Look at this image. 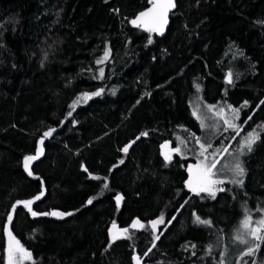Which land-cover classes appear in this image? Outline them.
Masks as SVG:
<instances>
[{
    "label": "trees",
    "instance_id": "trees-1",
    "mask_svg": "<svg viewBox=\"0 0 264 264\" xmlns=\"http://www.w3.org/2000/svg\"><path fill=\"white\" fill-rule=\"evenodd\" d=\"M146 7L0 0L3 258L10 224L27 264H264V239L255 238L264 226L253 235L264 220V0H176L163 37L132 27ZM196 98L238 110L231 150L258 133L241 180L223 183L215 198L187 190V166L200 159V144L218 156L237 131L204 137L190 110ZM40 137L44 157L29 175L23 159ZM165 142L185 156L166 160ZM40 194L31 207L38 216L15 206ZM51 212L66 217L42 215ZM114 223L128 236L113 240Z\"/></svg>",
    "mask_w": 264,
    "mask_h": 264
},
{
    "label": "snow or ice",
    "instance_id": "snow-or-ice-1",
    "mask_svg": "<svg viewBox=\"0 0 264 264\" xmlns=\"http://www.w3.org/2000/svg\"><path fill=\"white\" fill-rule=\"evenodd\" d=\"M175 7V0H154V7L151 11L149 12H145V13H141L140 18H139V22L142 23L147 30L149 31H156V32H162L164 24L166 23V16H167V12L171 9ZM134 24H137V26H140V24L134 20L133 21ZM101 61H98V63ZM100 76H103V70H101L100 72ZM228 82L231 83L232 82V77H231V73H229L228 75ZM102 89L100 91L97 92H93V93H83L80 97L77 98L76 101H74L72 107L75 108V106L81 102H86L87 100L91 99L93 96H99L102 93ZM115 91V90H113ZM238 111V110H233ZM225 124H229V122L227 120L224 121ZM229 126H232L229 124ZM55 129H51L47 132L44 133V136H50L52 134V132H54ZM141 135H148L147 132L142 133ZM257 139V137L255 136L254 133H249L245 143L243 145V148H247L248 151H251L252 149V145L255 143V140ZM40 144H43V140L40 141ZM128 147L126 146L122 149L123 152L127 153L128 151ZM165 148H168V145H164ZM207 147H210V145H208ZM200 148L203 149L204 151L207 150L206 145L205 144H200ZM42 152V149L40 150ZM171 151H174L176 153L180 152V148H175L172 149ZM204 151H202L200 153L201 156H204ZM242 151V149H241ZM39 153L37 155H32V156H26L24 158V167L26 170H29V163L31 161H34L36 159H38ZM165 159L168 160L169 159V155L166 153L165 154ZM205 159H207V157H205ZM123 161H121L122 163ZM216 164L217 161L215 159L212 160V162L210 163V165L208 166H204L203 165V161L201 162L200 165L196 166L195 172L193 174V179L190 180L189 186L191 188L192 191L196 192L197 194L201 193V192H205L208 193L210 196H212L213 198H215L216 196V192L218 191H224L223 188H219L217 189L215 186L219 185V184H223L224 180L222 179H213L214 173L212 171V169L216 168ZM234 174L236 176H243L244 175V168L242 167L241 163L237 162L235 164L234 167ZM29 175H31V171L29 170ZM242 182V181H241ZM104 187H107V184L104 185ZM35 199H40V196H37ZM122 199V197H117V202L119 203V201ZM19 203H23V206L26 208H29V211H31L30 205L33 203V201L29 200V201H24V202H18ZM89 204L92 203V200L88 201ZM12 211L14 212L15 209H12ZM34 216L38 215V213L33 212L32 213ZM42 215H53V216H58V217H63L65 215V213L62 212H51V213H43ZM67 215H71V213H67ZM163 216L160 217L159 220H154L152 221V227L155 229L156 225L163 222ZM174 219V217H173ZM196 222L199 223H210L207 220H203L201 219L199 216H196ZM12 220V216L9 215L8 216V221ZM249 219H245L244 220V227L247 228L249 226ZM140 222L137 221L136 224H139ZM136 224L133 225V227H136ZM260 226H264V220H261L259 222V226L253 230V235H255V233H258L261 231V227ZM113 227L115 228V225H113ZM128 229H123L124 233H127ZM10 239L9 245H8V264H16V258L18 256H22V257H30V253L27 252V250H25L19 243L18 240L15 239V237L12 236L11 233V229H9L8 232ZM121 235L120 232H117L116 234L113 235V240L118 239L119 236ZM256 239H264V237H260V236H256ZM156 239H159V236L156 237ZM258 246V245H257ZM139 257H137V260L139 261Z\"/></svg>",
    "mask_w": 264,
    "mask_h": 264
},
{
    "label": "rangeland",
    "instance_id": "rangeland-1",
    "mask_svg": "<svg viewBox=\"0 0 264 264\" xmlns=\"http://www.w3.org/2000/svg\"><path fill=\"white\" fill-rule=\"evenodd\" d=\"M107 53V52H106ZM94 97V96H93ZM92 97V98H93ZM88 101V100H87ZM86 101V102H87ZM86 102H81L79 104H85ZM237 110L236 108L228 105H207L201 102L200 99H195L190 101V110L192 116L196 119V121L199 123L200 129L204 135V137H210L214 135L216 132L226 129V130H236L237 128V120H238V111H233ZM225 120L229 122V124H225ZM235 136L230 140V142L226 145L225 148H223L220 152V154L217 156L216 152H218L217 149L214 150V152L208 153V149L204 151V156H201L200 159H198L196 162H189L187 166V173L189 176V181L193 179V174L195 172L196 166L200 165L201 162L203 161V165L206 167L210 165L213 159L217 161L216 168L212 169L214 176L213 179H222L224 180V183L226 182H239L241 180L242 176H236L234 174V167L237 162L243 164L242 159L243 157L249 152L247 148H243V145L245 143V140L248 136L249 133H254L255 136L257 137L258 133L256 131H252L247 133L246 135L242 136L240 140L236 143V148L234 150H231V147L234 145L233 139L238 135L239 130H236ZM177 147L169 148L168 149V155L169 158L173 156V154H179V155H184L185 156V151H183L180 148V152L176 153L174 151H171L172 149H175ZM207 148V147H206ZM242 149V151H241ZM201 151V152H202ZM207 157V159H205ZM243 167V166H242ZM188 181V182H189ZM223 184L216 185L215 187L217 189L221 188ZM190 193H196L194 191ZM203 193V192H201ZM205 193V192H204ZM40 198L42 194L39 195ZM36 197L30 199L35 203L38 199H35ZM29 201V200H27ZM18 202H24V201H18ZM18 202L15 204V206H23V203ZM33 203L30 205V208L32 207ZM27 211H29V208L24 207ZM31 214L33 212L29 211ZM33 217L38 216V215H33ZM63 217H66L64 215ZM62 217V218H63ZM160 219V218H159ZM156 219V220H159ZM137 221L134 222L136 224ZM163 222L159 223L156 225L155 229L152 227V223H150V226L153 230L154 233L157 232L158 228L162 225ZM143 224L139 223L136 224L137 229L142 228ZM128 229V228H126ZM128 236V231L127 233H122L119 238H125ZM6 251H5V256H4V264H8V244H5ZM30 261V257H22L18 256L16 258V264H27ZM141 260H137L135 264H139Z\"/></svg>",
    "mask_w": 264,
    "mask_h": 264
},
{
    "label": "water",
    "instance_id": "water-1",
    "mask_svg": "<svg viewBox=\"0 0 264 264\" xmlns=\"http://www.w3.org/2000/svg\"><path fill=\"white\" fill-rule=\"evenodd\" d=\"M153 7H154V0H147V7H146L145 9H143L142 11L138 12V13L135 15V17L131 20V25H132V27L135 28V29H141V30H143V31H148L147 28H146L142 23L139 22V18H140L141 13L149 12V11H151V10L153 9ZM175 8H176V0H175V7L171 8V9L167 12L166 23L164 24V27H163L162 32H156V31H154L159 37H163V36L166 34L167 29H168V26H169L170 15L175 11ZM134 20H136V21L140 24V26H137V24H134V23H133ZM41 140H43V144H42V145L40 144V141H41ZM45 141H46V139H45L44 137H40V138L37 140V142H36L35 153H34L33 155H37V154L39 153V156H38V159H36V160H34V161H31V162L29 163V170H30V168H31L35 163L39 162V161L44 157V144H45ZM164 145H168V147H169V143H168V142H165V143L162 144V146H163V150H164L166 153H168V149H169V148H165ZM41 149H42V152L40 151ZM30 156H32V155H30ZM23 167H24V159H23ZM24 169H25V167H24ZM25 170H26V169H25ZM29 170H26V171L29 172ZM185 186H186V188H187V190H188L189 192H192V190H191V188H190L188 182L185 183ZM117 197H121V196H120V195H117ZM117 197H116V200H117ZM51 216H53V215H51ZM54 217H57V216H54ZM113 225H115V228L113 227ZM9 226H10V224H7V226H6V241H7L8 244H9L10 239H11V238L9 237V235H8V232H9ZM123 229H124V228H120L119 224H117V223L111 224L110 229H109V234H110V236H113V235L116 234L117 232H120V233L122 234V233H123ZM1 257H2V252H1V250H0V261H1Z\"/></svg>",
    "mask_w": 264,
    "mask_h": 264
},
{
    "label": "flooded vegetation",
    "instance_id": "flooded-vegetation-1",
    "mask_svg": "<svg viewBox=\"0 0 264 264\" xmlns=\"http://www.w3.org/2000/svg\"><path fill=\"white\" fill-rule=\"evenodd\" d=\"M8 244V243H7ZM9 245V244H8ZM2 260L4 261V258L3 257H1V261H0V264H2Z\"/></svg>",
    "mask_w": 264,
    "mask_h": 264
}]
</instances>
